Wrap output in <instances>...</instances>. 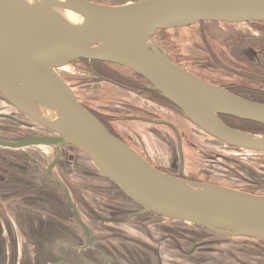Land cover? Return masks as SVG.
Segmentation results:
<instances>
[{"label": "flooded vegetation", "instance_id": "obj_1", "mask_svg": "<svg viewBox=\"0 0 264 264\" xmlns=\"http://www.w3.org/2000/svg\"><path fill=\"white\" fill-rule=\"evenodd\" d=\"M193 27L198 28L188 39L199 54H185L183 63L170 57L155 38L158 31ZM158 31L152 39L173 62L239 96L264 103V22L201 21ZM71 65L95 80L93 90L99 91L104 83L121 94L112 107L100 105L95 110L70 87L81 105L112 135L155 168L244 191L253 185L246 173L253 168L251 160L237 157L238 148L222 144L185 118L139 74L89 59L67 64ZM120 67L122 70L117 69ZM57 70L64 80L60 68ZM221 119L242 131H264L227 116ZM48 135L45 128L0 97V140L4 142L0 143V264H264V240L219 234L145 212L73 145H12ZM35 147L43 150L35 154L31 149ZM203 150L210 152L203 168L189 174V153ZM38 225L40 235L34 231Z\"/></svg>", "mask_w": 264, "mask_h": 264}, {"label": "water", "instance_id": "obj_2", "mask_svg": "<svg viewBox=\"0 0 264 264\" xmlns=\"http://www.w3.org/2000/svg\"><path fill=\"white\" fill-rule=\"evenodd\" d=\"M45 2L57 4L63 13L46 14ZM201 21L264 22V0H131L114 5L0 0V97L51 134L12 145H73L145 212L219 234L264 240V193L160 171L112 135L54 70L78 59L123 66L222 144L264 152V132L235 129L221 119L264 125V103L202 79L173 62L152 39L158 30ZM248 175L253 183L264 182L253 170Z\"/></svg>", "mask_w": 264, "mask_h": 264}, {"label": "rangeland", "instance_id": "obj_3", "mask_svg": "<svg viewBox=\"0 0 264 264\" xmlns=\"http://www.w3.org/2000/svg\"><path fill=\"white\" fill-rule=\"evenodd\" d=\"M105 2H110V5L114 4H119L122 2H128L131 0H121L122 2H119V0H101ZM198 27H193V28H185V29H176V30H167V31H158L156 34V39L161 40L160 44L165 48L167 53H169L170 57H173L174 60L183 63L185 60L183 59L186 55L185 54H195L198 55L196 51L193 50V43H191V39H188V36L192 33H195L193 30ZM154 41V40H153ZM201 43L203 41L199 40ZM156 42V41H155ZM206 43V41H205ZM202 55V54H201ZM225 58L223 57V60ZM205 63V61H202V63ZM226 62V61H225ZM203 63V64H204ZM229 63V62H228ZM231 64V63H229ZM189 67L193 70H196L193 68V65H189ZM60 68L61 70V75L63 76L64 80L67 82L69 87L75 91V94L77 97L84 101L87 105L91 106L95 110L98 109L100 110L99 106L100 105H105V106H113L115 103H113L114 99L119 97L118 91L111 85L107 84H102L100 87V90H93V83L95 80L89 77V75L79 69V67H76L74 65L71 66H61V67H55L54 70L55 72L59 75V71L57 70ZM118 70H122V68H117ZM213 74V73H211ZM215 75V74H213ZM216 76V75H215ZM238 80V78H236ZM233 81V80H231ZM91 95H95V98H91ZM118 99V98H117ZM209 148L210 146H207ZM33 150H36L34 153H38L41 149L43 150V147H35L31 148ZM29 149V150H31ZM210 153L208 151H199L193 153H189L188 158L189 160L187 161V166L189 168V174H193V172L198 173L197 170L199 168H203L204 164V158H207L206 154ZM223 153V152H222ZM245 153L244 155H242ZM200 154V155H199ZM228 154V153H227ZM203 155V156H201ZM234 155L243 156L247 160H251L254 164H252V167H249L250 170L255 171V173L259 174V176H264V153H258V152H252V151H247V150H241L238 149L235 151ZM31 157V156H30ZM229 158V157H228ZM244 159V158H243ZM239 160H241L239 158ZM238 160V161H239ZM229 164L232 165L234 164V161L232 163L228 162ZM241 166H239L240 168ZM238 167L236 169H239ZM240 171L242 169H239ZM248 173V172H246ZM214 181H219L218 179H212ZM223 183V182H222ZM228 185H237L235 182H226ZM256 184V185H255ZM247 191L251 193H257L261 194L264 193V183H253V185L247 186ZM36 223V221H33ZM38 223V222H37ZM38 235L41 234L42 228L40 225L37 226V228L34 230ZM205 234H208L209 232L204 231ZM262 260V259H261ZM264 263V261H263ZM261 264V262H259Z\"/></svg>", "mask_w": 264, "mask_h": 264}, {"label": "bare ground", "instance_id": "obj_4", "mask_svg": "<svg viewBox=\"0 0 264 264\" xmlns=\"http://www.w3.org/2000/svg\"><path fill=\"white\" fill-rule=\"evenodd\" d=\"M42 7H43V11L50 16H54L61 12L63 13V10L57 4L51 2L42 3Z\"/></svg>", "mask_w": 264, "mask_h": 264}, {"label": "trees", "instance_id": "obj_5", "mask_svg": "<svg viewBox=\"0 0 264 264\" xmlns=\"http://www.w3.org/2000/svg\"><path fill=\"white\" fill-rule=\"evenodd\" d=\"M227 118L228 119H235L237 121H240L241 123H248V124L251 125V126H249V127H251L250 129H254L255 131H258V130H262L263 131L264 130V125L258 124L256 122L244 121V120H240V119H237V118H234V117H230V116H227Z\"/></svg>", "mask_w": 264, "mask_h": 264}]
</instances>
